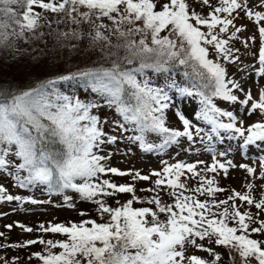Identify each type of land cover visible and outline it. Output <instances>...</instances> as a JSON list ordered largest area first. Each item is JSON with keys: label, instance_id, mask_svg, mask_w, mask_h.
<instances>
[{"label": "snow or ice", "instance_id": "snow-or-ice-1", "mask_svg": "<svg viewBox=\"0 0 264 264\" xmlns=\"http://www.w3.org/2000/svg\"><path fill=\"white\" fill-rule=\"evenodd\" d=\"M194 4L210 11L203 14ZM37 8L56 14L60 17L57 23L74 26L60 33L69 41L61 45L67 49L69 60L81 47L71 41H85L90 49L98 48L112 62L109 67L101 65L65 73L58 61L41 62L34 57L40 64L37 71L47 68L46 79L27 89L0 90V175H14L20 188L44 185L49 195L71 190L73 195L64 196L67 206L75 207L74 197L91 202L103 222L88 219L70 226L41 224L40 231L61 234L66 239L28 240L7 247L45 245L44 254H33L42 264H220L222 255L206 246L207 241L227 249L229 254L238 253L241 264H251L252 259L264 264V241L250 238L252 234H264V220L258 227H250L256 223L253 214L241 212L236 204L239 200L264 212V198L257 201L252 194L254 185L249 183L247 193L232 190L227 199L216 200V194L226 189L219 186L215 174L222 172L227 179L229 170L239 167L254 176L255 168L237 165L232 160L221 162L215 155L210 165L204 161L165 162L161 170L147 175L111 167L105 163L110 157L98 154L102 145L117 139L103 130L107 120L99 115L101 105L65 95L58 88L61 82L86 81L123 118L124 123L118 124L120 130L129 131L127 125H132L131 130L139 133L129 137V141L138 142L146 153L182 147L183 140L194 144L199 138L204 142L205 137L206 150L214 151L211 141L222 133H231L232 139L239 137L240 147L247 150L264 142V122L244 127V116L255 114L264 118V88L258 99L254 98L240 82L229 78L227 68L219 61H239L233 54L239 50H234L230 41L240 39L238 34L245 29L237 27L235 21L246 17L259 34V67L255 74L264 78V0H218L216 4L213 0H0V48L14 54L19 51L17 41L42 40L44 33L38 31L41 16L35 11ZM255 40V35L249 37L243 41L244 47ZM209 46L218 60L209 58ZM121 49L126 52L123 57L118 55ZM179 66H183V75L191 81L190 87H181L175 80L165 87L175 89L181 96L199 97L196 119L210 124L209 132L180 110H175L174 115L182 128L168 126L166 113L174 107L173 98L165 87H153L146 78L148 69L169 73ZM239 93H244L245 98L241 99ZM216 98L237 106V111L217 107ZM241 109L244 116L238 115ZM148 133H154L160 142H149ZM200 164L205 166L198 171ZM261 165L264 166V157ZM22 172L27 175L22 176ZM207 173L214 175L209 178ZM101 174L129 177L130 182L118 184L101 179ZM197 178L198 186L189 188L186 180ZM260 178L264 179V171ZM150 180L153 186L140 191L151 195L141 199L136 181ZM165 189L174 201L171 204L160 197ZM119 194H130L131 198L118 207L110 206L105 198ZM198 196L210 199L201 201ZM2 202L43 203L9 194L0 184ZM134 203L154 208H134ZM160 214L167 219L161 220ZM6 227L12 229V225ZM18 227L28 233L34 231L23 224ZM3 235L0 232V237ZM57 248L60 251L54 252ZM190 250L206 252L212 259L191 254ZM4 264L8 261L4 260Z\"/></svg>", "mask_w": 264, "mask_h": 264}, {"label": "rangeland", "instance_id": "rangeland-1", "mask_svg": "<svg viewBox=\"0 0 264 264\" xmlns=\"http://www.w3.org/2000/svg\"><path fill=\"white\" fill-rule=\"evenodd\" d=\"M192 0H190V3ZM218 0H213V3L216 4ZM196 10L202 12L203 14H207L210 9L206 6L195 5ZM257 10L259 8L257 7ZM50 13V12H49ZM60 17H57L58 19ZM107 22V21H105ZM237 27H242L245 30L239 33L240 39L230 41V46L235 50L234 56L239 57V61L236 63H228L227 61H219L224 64L229 73V78L234 79L240 82L246 90L252 92L254 98L258 99L260 90L264 88V78H260L256 76V70L259 67L258 64V49L260 46V38L259 34L256 31L255 25L252 21H249L246 17L238 18L235 21ZM44 33L42 40L51 41L58 43L60 46L63 44L69 43V41L65 40L60 33L67 32L66 29H63L60 32H57L56 28L51 26L48 21H43L40 29L38 30ZM231 31V30H230ZM255 35V42L249 41V47L245 48L243 41L248 40L249 37ZM226 38V37H225ZM41 40H34V43H38ZM79 42V41H71V43ZM115 43V42H114ZM17 45V42H16ZM23 45H18L17 48L19 52L22 51ZM27 48L30 46L27 45ZM62 50V57L64 61L61 62L63 65V71L75 72L78 69H75L77 62V57H71L72 63L69 64V59L63 55L66 52V48H60ZM90 50L87 43L83 45L82 57L85 61V65L81 68H93L97 65H90L88 51ZM123 51V56L126 55L125 50ZM52 52V51H51ZM209 52L214 60H218V57L215 53V50L209 46ZM100 51L97 48L94 50V61H100ZM14 58L13 55H9V57L5 56L0 52V84L8 85V89L11 91H18L21 88H30L32 87V83L35 81H40L37 79L35 72H22V69L17 68L16 63L12 62L10 59ZM114 59V57H112ZM25 63V61H20ZM63 62H65L63 64ZM102 62V61H100ZM111 59H106V64H100L104 67L111 66ZM80 69V68H79ZM22 72V73H21ZM67 73V72H65ZM146 74L151 77H159L161 78V82L163 83V87H165L171 80H175L177 84L181 87H190L189 83L185 81L184 78H181V75L174 76L166 73H156L151 69L146 70ZM148 77V76H147ZM149 78V77H148ZM147 78V79H148ZM144 79V77H141ZM38 84V83H35ZM166 91H169V95L173 98L172 105L174 107H170L167 110V118H168V126L173 128H182L181 122L174 115L175 110L183 111L186 116L193 121L198 127H202L205 132H209L211 129V125L207 122L200 121L196 119L197 114L199 113L200 104L199 97H188L181 96L177 93L175 89L169 90L165 87ZM63 94L69 93L70 96L79 98L82 101L88 103H99L101 107L99 108V115L107 120V123L103 125V130L107 133L108 136H116L115 143H105L102 145V150L99 151L100 155H108L110 158L105 161V163L111 167L118 168L122 171H140L141 174H149L152 171L161 170L165 162L168 164H173L176 162H184V163H196L197 161H204L205 164L210 165L213 162V156L221 162H226L227 160H232L233 163L239 164H247L250 167L256 169V173L254 176H250L244 169L242 168H232L229 170V174L227 179L224 178L222 172L215 174L217 180L219 181V186L226 189V191L219 192L216 194V200H224L231 194L232 190L247 193L248 189L246 187L247 184L252 183L254 185L252 189V194L257 201L261 198H264V179L260 178L261 172L264 171V166L261 165V158L264 157V142L263 145L260 142H257L256 145L250 146L247 150H244L240 147L241 139L237 137V139L231 138V133H222L220 137H217L211 141L212 148L214 151L206 150L205 144L207 143V139L205 137V141L201 142L199 138H197L194 144H190L186 140L182 141V147L179 148H169L162 153H146L140 147L138 142H130L129 137L136 135V132H133L132 125H127L130 129L129 131H122L118 128V124L124 123L123 118L116 112L115 108H109L106 104L105 99L97 92L92 90L90 84L86 81L81 80L76 83L72 90H67L68 92H64L60 90ZM241 99L245 98L244 93L238 94ZM217 107H220L224 111H233L234 113L237 111V106L231 105L229 102L221 101L219 98L215 100ZM95 111V110H94ZM239 116H244L243 110L241 109ZM224 122H228L227 118H224ZM264 122V118L259 115H251L244 116V127H250L253 123ZM204 135V133H201ZM149 142L159 143V138L154 133L146 134ZM219 153H226V155H219ZM15 163V162H14ZM204 164H200L198 166V171L204 168ZM13 173H15V167L12 168ZM22 176L27 175L26 172L21 173ZM190 176V174H188ZM208 177L211 178L214 174L207 173ZM103 176V174H101ZM116 183H129V177H116L111 174L108 175ZM154 179V177L152 178ZM150 181H136L137 195L141 197V199H147V192L140 191V189H145L152 187L153 184ZM150 183V184H149ZM186 183L189 188H195L198 185L197 179H187ZM0 184H3L9 191V194L21 196L25 201H30L35 199L37 201H43V203L32 204L30 202H26L21 204L20 202H2L0 203V232H3L4 235L0 237V245H4L5 247H0V257H3L4 260L8 261V264H41L33 254L40 252L44 254L46 252L45 245L42 244H34L28 247L23 248H10L7 245L10 244H22L28 240H53L60 241L66 239L61 234L55 233H45L40 231L39 225L44 224L45 226L54 225V224H65L66 226H70L71 223H81L84 220L95 219L100 220L98 214L91 213L90 216L86 219L78 218L71 210L63 209L61 210L64 204H58V197L47 198L44 195H47V187L44 185H32V187L28 188H20L16 185L13 176H8L6 173L0 175ZM191 194V193H186ZM151 195V194H150ZM160 192V196H161ZM131 198L130 194L127 195H117L114 198L118 199V201L123 204L124 198ZM113 198V199H114ZM201 201L206 199H210L207 196H198ZM107 203L111 206L114 205L111 201L108 202L109 198H105ZM50 201V202H49ZM91 202H83L78 201L75 205L80 207H92L90 206ZM236 204L239 206L241 212L250 211L253 214V217L256 223L250 225V227H258L259 222L264 220V212L256 209L254 206H249L242 201L237 200ZM138 205H148L141 204ZM95 210V208H92ZM19 224H23L26 227H31L34 229L33 232L28 233L23 231ZM12 225V229L9 230L6 226ZM230 226H235L230 223ZM251 237L253 239H257L259 241H264V234H252ZM205 245L214 249L215 252L220 253L222 255V260L220 264H232L230 263L229 252L227 249L217 246L214 243L208 244L207 241H204ZM264 246V245H262ZM54 252H57V249H53ZM225 251V252H223ZM191 254H195L204 259L211 260L212 257L200 250H190ZM4 260H0V264H4ZM235 264H241V261L238 262L235 259ZM251 264H258L254 259L251 260Z\"/></svg>", "mask_w": 264, "mask_h": 264}, {"label": "trees", "instance_id": "trees-1", "mask_svg": "<svg viewBox=\"0 0 264 264\" xmlns=\"http://www.w3.org/2000/svg\"><path fill=\"white\" fill-rule=\"evenodd\" d=\"M17 11H22V9L20 8H17ZM35 11H38L40 13V16H41V19L39 21L40 25L42 24L43 21H48V23L53 26L54 28H56L57 32H60L62 31L63 29H66L67 31H69V29L71 27H74L73 25L71 24H65V23H57V21L60 19H56L58 16L54 13H49V12H45L44 10L42 9H35ZM82 27H85V26H82ZM51 41L47 40V41H44V40H41L39 41L38 43H34V41H31V42H25L24 40H19L17 41V46L18 45H23L24 47L22 48V51L19 52H15L14 54L11 53L8 49H4V48H0V52L2 54H4L5 56L9 57V55H13L14 58L10 59L12 62L14 61V63H16L17 65V68H20L22 69V72H32L36 74V77L38 80H41V79H46L47 78V75H46V72H47V68H45V70L43 72L41 71H37V69L40 67V64H38L36 61L33 60L34 57L36 58H40L41 62H51L53 60L55 61H58L59 63H61L62 61H64L63 57H62V50H60L61 46L56 43V42H52L50 43ZM115 42V40L113 41ZM74 43H79L81 45L80 49L78 50V52L73 55V56H76L77 57V64L75 66V69H79L81 67H83L85 65V61L83 60V57H82V50H83V45L86 43L85 41H79V42H74ZM29 45L30 47L27 48L26 46ZM52 51V52H51ZM115 51V50H113ZM101 54V53H100ZM65 55L67 58H68V51L66 50V52L63 54ZM118 55L120 57H123V51L122 50H119V53ZM72 56V57H73ZM88 56H89V63L90 65H97L96 67H99L100 64H104V65H107L106 64V59L101 55L100 57V61L102 62H96L94 60V50L90 49L88 51ZM209 58L210 59H213L210 52H209ZM115 59V57H114ZM214 60V59H213ZM20 61H25V63L23 62H20ZM65 62H63L64 64ZM72 63V60L70 59L69 61V64ZM138 64V62H137ZM131 67V66H129ZM21 72V73H22ZM65 72H68V71H65ZM183 72H184V68L183 66H179V67H174L171 72L169 73H166V74H170L172 76H174V74H179L181 75L182 77H184L187 82H190V85H191V81L185 77L183 75ZM149 78H148V77ZM146 78H148V81L150 82L151 86L153 87H163V83L160 81L161 78L155 76V77H151L149 75L146 74ZM81 80H74V81H71V82H61L59 85H58V88L59 90H62L64 92H68L67 90H72V88L74 87V85L78 82H80ZM35 83H39L38 81H35L34 83H32V87L36 86ZM3 89H8V85L7 84H4V85H1L0 84V90H3ZM13 89V87L11 88V90ZM66 95L70 96L69 93H67ZM139 133L136 132V135H138ZM159 142H160V139H159ZM260 144L263 145V142H260ZM101 179H110L112 180L111 178L107 176H101L100 177ZM155 179V178H154ZM152 179V180H154ZM183 179V178H182ZM113 181V180H112ZM152 183V181L150 182ZM149 183V184H150ZM198 185H196L197 187ZM32 187V186H30ZM28 187V189L30 188ZM161 199L164 203L166 204H171L173 203V199L171 197H169L167 195V189H165L164 191L161 192ZM67 195H73L71 190H65L64 193L62 195H49L48 191H47V195L44 197H47V198H52V197H58L59 200H58V204H64L63 207H61L63 209H67V210H71L78 218H83V219H86L90 216L91 213L93 214H97V211H96V206L94 204H91L90 206L92 207H89V206H86V207H80V206H77L75 205L74 208H70L67 206V204L65 203V200H64V196H67ZM119 195H124V194H119ZM127 195V194H125ZM150 195V193L148 194V196ZM115 197V196H114ZM114 197H111L109 198L108 202H112L114 205H111L112 207H118L121 205V203L119 202V204L117 203L118 199L114 198ZM117 197V196H116ZM126 197V196H125ZM114 198V199H113ZM129 198L126 197L124 198L123 202H126ZM78 201H81L78 197H74L73 199V203L75 204L76 202ZM95 208V210H93L92 208ZM133 207L134 208H140V207H153L154 208V205H138V203H134L133 204ZM81 213H86V215H81ZM160 219L161 220H166L167 217L166 215L164 214H160ZM97 222H103L101 220H97ZM239 234V233H237ZM254 235V234H253ZM252 238V237H250ZM60 249L57 248V252H59ZM225 252V251H223ZM235 258L238 260V262L240 261V257L238 255V253H231L229 254V256H227V258H229L230 260V263L232 262V258ZM42 264V263H41Z\"/></svg>", "mask_w": 264, "mask_h": 264}]
</instances>
